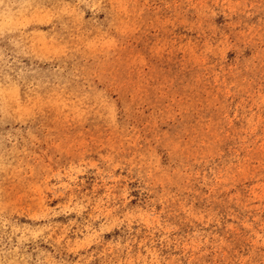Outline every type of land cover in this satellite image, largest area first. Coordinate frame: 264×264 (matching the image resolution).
<instances>
[{"label": "rangeland", "instance_id": "1", "mask_svg": "<svg viewBox=\"0 0 264 264\" xmlns=\"http://www.w3.org/2000/svg\"><path fill=\"white\" fill-rule=\"evenodd\" d=\"M0 264H264V0H0Z\"/></svg>", "mask_w": 264, "mask_h": 264}]
</instances>
